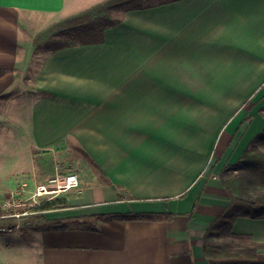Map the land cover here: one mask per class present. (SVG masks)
Instances as JSON below:
<instances>
[{"label":"crops","instance_id":"crops-1","mask_svg":"<svg viewBox=\"0 0 264 264\" xmlns=\"http://www.w3.org/2000/svg\"><path fill=\"white\" fill-rule=\"evenodd\" d=\"M77 1L0 0V115L27 139L8 190L54 175L64 149L95 172L45 212L61 227L31 229L36 264H228L204 244L231 203L226 169L264 131V0H170L126 12L103 43L35 48ZM131 212L172 218L84 225ZM223 240L257 244L248 260L264 264V217L237 218Z\"/></svg>","mask_w":264,"mask_h":264},{"label":"trees","instance_id":"trees-1","mask_svg":"<svg viewBox=\"0 0 264 264\" xmlns=\"http://www.w3.org/2000/svg\"><path fill=\"white\" fill-rule=\"evenodd\" d=\"M167 1L164 0L162 3ZM144 2L145 0H102L45 27L36 34L33 46L44 48L47 51H57L78 45L103 43L106 31L122 21L121 18L114 17L113 10L121 7H124L126 11L143 9L147 6ZM250 119L251 117H248L247 121ZM50 166L54 170L53 161H50ZM236 171H238L237 174H235ZM223 184L230 194L231 203L207 231L204 244L205 253L211 257L234 259L222 263L256 264L248 259L255 258L257 244H241L233 249L223 239L232 235L233 224L237 218L241 216L264 217V131L252 140L250 147L238 162L228 166L223 175ZM69 206L66 196L42 201L26 208L30 212L27 216L28 223L33 228L61 227V220L48 219L45 212ZM166 217L170 219L172 215L136 212L100 214L84 217V225L89 229L97 230L103 220H156ZM7 225L15 228L17 223L14 219L0 220V227Z\"/></svg>","mask_w":264,"mask_h":264},{"label":"rangeland","instance_id":"rangeland-1","mask_svg":"<svg viewBox=\"0 0 264 264\" xmlns=\"http://www.w3.org/2000/svg\"><path fill=\"white\" fill-rule=\"evenodd\" d=\"M100 1L102 0H78L72 9L81 11ZM162 1L164 0H145L144 4L147 5L145 8L157 6ZM126 12L128 11L124 7L116 8L113 10V15L123 21ZM26 140V136L11 120L7 119L4 114L0 115V196L9 192L8 189L12 184V179H10L12 173L18 168L22 172L28 168L27 153L23 151ZM75 148L71 150L64 149L62 153H59L60 155L57 154V158L54 153L49 156L56 158L58 172L65 174L72 171L79 174L83 179L88 178L91 180L92 175L95 173L93 167H90L87 161L82 159L83 153L80 147ZM18 160H20V163H17ZM17 164L18 167H16ZM28 166L31 168L32 164H28ZM30 172L32 174V170ZM27 177L26 173H21L13 178V182L32 179L31 183H34L42 180L39 172L36 173L35 178ZM14 222L19 226L12 231L0 232V264H36L38 248L34 243H36L35 236L37 233H32L31 229L33 227L29 225L27 216L18 218Z\"/></svg>","mask_w":264,"mask_h":264},{"label":"built area","instance_id":"built-area-1","mask_svg":"<svg viewBox=\"0 0 264 264\" xmlns=\"http://www.w3.org/2000/svg\"><path fill=\"white\" fill-rule=\"evenodd\" d=\"M81 179L79 174L68 171L63 174L58 171L43 182L30 183L27 181L0 196V220L22 218L29 215L26 209L42 201L52 200L68 192L79 189ZM19 226V224H17ZM16 226V227H17ZM14 227H0V232L12 231Z\"/></svg>","mask_w":264,"mask_h":264}]
</instances>
